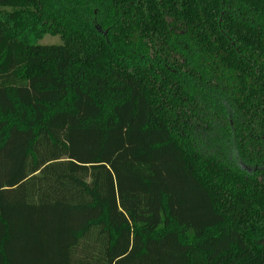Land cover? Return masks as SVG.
I'll return each instance as SVG.
<instances>
[{"label":"trees","instance_id":"16d2710c","mask_svg":"<svg viewBox=\"0 0 264 264\" xmlns=\"http://www.w3.org/2000/svg\"><path fill=\"white\" fill-rule=\"evenodd\" d=\"M0 264H264V0H0Z\"/></svg>","mask_w":264,"mask_h":264},{"label":"rangeland","instance_id":"374dc122","mask_svg":"<svg viewBox=\"0 0 264 264\" xmlns=\"http://www.w3.org/2000/svg\"><path fill=\"white\" fill-rule=\"evenodd\" d=\"M1 11L2 12H10L11 8H9V7L8 8H2ZM35 43L36 44H41V45H56V44H61L62 41H61L59 35L45 34L41 38L36 39ZM231 148H230V150H231ZM210 149L213 150L214 152L215 151L219 152V154L221 156H227L228 157L226 149L220 148L219 146L210 147ZM229 156H231V155H229ZM239 165L241 166V163H239Z\"/></svg>","mask_w":264,"mask_h":264}]
</instances>
